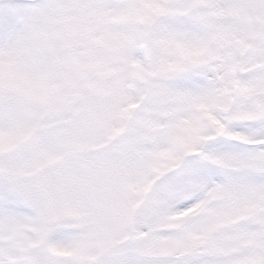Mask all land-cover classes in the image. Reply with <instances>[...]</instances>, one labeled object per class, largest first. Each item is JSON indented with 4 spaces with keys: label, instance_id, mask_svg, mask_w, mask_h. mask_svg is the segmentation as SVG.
<instances>
[{
    "label": "rangeland",
    "instance_id": "rangeland-1",
    "mask_svg": "<svg viewBox=\"0 0 264 264\" xmlns=\"http://www.w3.org/2000/svg\"><path fill=\"white\" fill-rule=\"evenodd\" d=\"M51 3L11 36L0 27V184L21 209L0 207V257L91 264L119 245L98 263L119 264L177 154L211 139L204 120L224 128L170 87L201 53L157 28L159 0Z\"/></svg>",
    "mask_w": 264,
    "mask_h": 264
},
{
    "label": "snow or ice",
    "instance_id": "snow-or-ice-1",
    "mask_svg": "<svg viewBox=\"0 0 264 264\" xmlns=\"http://www.w3.org/2000/svg\"><path fill=\"white\" fill-rule=\"evenodd\" d=\"M159 3L169 10L157 22L161 33L201 53L182 62L170 87L193 107L208 104L224 131L204 120L211 139L177 154L119 264H264V0ZM53 7L8 0L0 27L13 33ZM242 112L255 118L236 119ZM10 200L5 193L0 207L21 211Z\"/></svg>",
    "mask_w": 264,
    "mask_h": 264
},
{
    "label": "water",
    "instance_id": "water-1",
    "mask_svg": "<svg viewBox=\"0 0 264 264\" xmlns=\"http://www.w3.org/2000/svg\"><path fill=\"white\" fill-rule=\"evenodd\" d=\"M61 264H64V262H63V261H61Z\"/></svg>",
    "mask_w": 264,
    "mask_h": 264
}]
</instances>
